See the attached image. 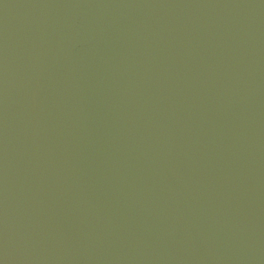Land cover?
Masks as SVG:
<instances>
[{
    "label": "water",
    "instance_id": "water-1",
    "mask_svg": "<svg viewBox=\"0 0 264 264\" xmlns=\"http://www.w3.org/2000/svg\"><path fill=\"white\" fill-rule=\"evenodd\" d=\"M0 264H264V0H0Z\"/></svg>",
    "mask_w": 264,
    "mask_h": 264
}]
</instances>
